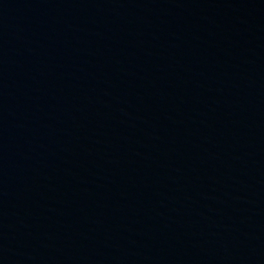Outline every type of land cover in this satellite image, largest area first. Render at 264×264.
<instances>
[{
  "label": "water",
  "instance_id": "1",
  "mask_svg": "<svg viewBox=\"0 0 264 264\" xmlns=\"http://www.w3.org/2000/svg\"><path fill=\"white\" fill-rule=\"evenodd\" d=\"M0 264H264V0H0Z\"/></svg>",
  "mask_w": 264,
  "mask_h": 264
}]
</instances>
